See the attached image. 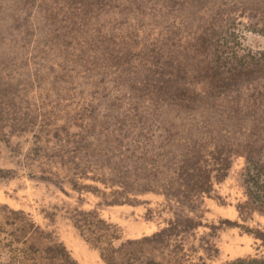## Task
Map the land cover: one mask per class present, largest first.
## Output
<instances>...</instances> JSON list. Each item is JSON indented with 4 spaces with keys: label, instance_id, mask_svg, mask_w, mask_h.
<instances>
[{
    "label": "rangeland",
    "instance_id": "rangeland-1",
    "mask_svg": "<svg viewBox=\"0 0 264 264\" xmlns=\"http://www.w3.org/2000/svg\"><path fill=\"white\" fill-rule=\"evenodd\" d=\"M109 261L264 264V0H0V264Z\"/></svg>",
    "mask_w": 264,
    "mask_h": 264
},
{
    "label": "trees",
    "instance_id": "trees-1",
    "mask_svg": "<svg viewBox=\"0 0 264 264\" xmlns=\"http://www.w3.org/2000/svg\"><path fill=\"white\" fill-rule=\"evenodd\" d=\"M131 111L136 112L135 116L137 115V108L136 107H132ZM173 166L168 167L169 171H171L172 174V179L170 181H167L166 186L169 189H177V190H185V191H190L192 189H194L195 187L197 189L198 193H202L201 196H204V194L206 193V187L208 185H212L213 181L211 179V172L214 169H211L210 167H208V164L203 163V162H195L194 165L191 166H183L179 163H173ZM184 167L187 168V170L184 169ZM183 172H186L185 175H189V176H183ZM190 177V178H189ZM188 179H191L189 181H187ZM200 183V184H199ZM164 185V184H163ZM163 185H158L159 188H161V186ZM201 190V191H200ZM200 196V199H202ZM199 198V196H198ZM176 207L175 208H180L182 207L181 200H176ZM196 210H190L187 212V214H191L192 219L193 218H200V215H197V213L195 212ZM177 213H175L176 216ZM172 227H174V223L169 222L165 228H163L160 232L162 233L164 230L165 231H169ZM159 232V233H160ZM158 235V234H157ZM114 238H116L115 236L111 235V239L109 241V248L112 249V251L114 253H119L122 250V247L125 246L126 243L128 242H124L122 243L119 247L113 249L112 242L114 240ZM104 256V254H103ZM109 264H113L109 261Z\"/></svg>",
    "mask_w": 264,
    "mask_h": 264
}]
</instances>
